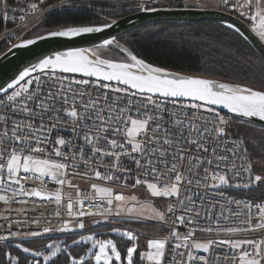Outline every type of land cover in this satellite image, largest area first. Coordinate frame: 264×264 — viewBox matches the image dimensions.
I'll return each mask as SVG.
<instances>
[{
	"label": "snow or ice",
	"instance_id": "snow-or-ice-1",
	"mask_svg": "<svg viewBox=\"0 0 264 264\" xmlns=\"http://www.w3.org/2000/svg\"><path fill=\"white\" fill-rule=\"evenodd\" d=\"M139 7L145 12L157 10L144 4ZM233 7L252 22V31L264 42V0H255V4L253 0H243V3L238 0ZM30 8L36 10L37 5L33 3ZM245 8L247 13L242 11ZM115 23L68 26L39 39L99 33ZM34 43L36 40L28 39L14 47ZM113 45L126 53V60L101 58L96 48H70L40 59L20 71L6 88L0 87L5 93L8 89L13 90L7 95L6 102L0 99L4 109L0 114V192H12L11 196L0 194V201L5 205L27 204V200L16 201L15 197L29 196L54 201L60 206L65 199L63 188L67 185L77 190L75 199L71 193L66 196L68 216L104 217L112 215L115 209L117 216L127 213L129 217H142L147 214L148 219L174 225L169 236L148 240L147 251L139 253L140 264L145 261L165 264L166 257H170L167 264H264V236L203 241L195 238L197 231L226 235L264 233V201L229 199L217 214L212 211L217 204L202 198L201 192L232 187L241 172L248 173L244 187L264 185V176L251 174L250 162L247 167L237 165L236 158L241 152L243 156L239 158L247 162L248 148L243 138H229L226 131L229 121L214 107L264 121V88L170 72L138 58L114 37L103 40L98 47ZM37 70L39 74L33 76ZM56 73L61 74L57 77L59 88L45 90L41 76H55ZM77 75L81 78H75ZM89 87L102 91L90 92ZM181 99L192 103L177 108ZM168 102L174 110H169ZM203 112L211 114L212 119H207ZM66 130L71 131L75 142L63 135L53 138L54 132ZM229 143L232 147H226ZM106 159L110 163L105 164ZM125 160L134 168L128 167ZM70 174L94 177L100 182L122 181L123 187L146 188L152 198L170 199L166 209L161 210L151 203H141L136 195L115 193L112 187L98 183L91 185V194L81 193L79 187L67 179ZM45 178L60 187L49 191ZM33 180L39 181L40 186L26 190L25 184ZM130 180L134 183L129 184ZM235 186L241 185L236 183ZM97 196L105 204L103 208L92 203ZM86 200L96 211L84 210ZM233 204L235 208L231 207ZM177 210L180 215H176ZM55 215L59 217L60 211L57 210ZM202 220L207 222L205 226L201 225ZM33 223L39 225L40 221ZM176 225L189 226L190 230L181 233ZM78 227L83 229L85 225L80 222ZM69 230L74 229H69L65 223L59 229L46 226L43 233ZM113 231L134 242L127 247L123 258L112 239H98L92 235L73 241L74 244L91 242L88 254L78 257L72 256L67 246L62 249L57 243L45 246L49 254L21 244L16 247L33 258L43 257L44 264H57L61 253L67 254V264H113L114 261L116 264H136L138 244L135 241L138 237L132 231L119 228ZM40 235L37 231L16 232L2 236L0 240ZM218 249L227 251L218 255ZM5 255L9 264H21L11 253ZM24 264H39V261L25 258Z\"/></svg>",
	"mask_w": 264,
	"mask_h": 264
},
{
	"label": "trees",
	"instance_id": "trees-1",
	"mask_svg": "<svg viewBox=\"0 0 264 264\" xmlns=\"http://www.w3.org/2000/svg\"><path fill=\"white\" fill-rule=\"evenodd\" d=\"M57 1L59 0H49L48 2L50 5ZM98 1H101V3H94V0H88L86 2L75 1L71 3L73 4L72 6L52 10V12L41 18L38 23V28L37 26L34 27L37 30L35 35H32L33 29H31L27 32L26 36H23L14 44L68 26L104 25L105 23H111L112 21L138 11L134 9L129 11L128 7L124 5L125 0ZM160 1L164 3L168 0ZM174 1L180 2L182 0ZM8 2L10 5L12 4L11 0H8ZM94 7H100L102 10L99 11L101 12H97ZM197 9L204 8L197 7ZM226 12L232 15L231 12ZM198 25L218 28L222 33L229 35L227 37L233 40V45L219 41H217L215 45H213L212 42H206L205 44L207 45H192V47H188L193 48L191 50L179 47L176 45V42L172 40L176 39L178 44H182L183 36V42L188 41V37L199 38L200 35L203 34L200 32V29H197V31H199L197 34L178 32L186 27ZM2 28V22H0V30ZM39 28L43 31L42 33H40ZM118 42L124 45L129 51L133 52V54L137 55L138 58L144 59L147 63L164 68L170 72L204 77L219 82L247 84L253 88H264V63L261 59L237 35L215 24L155 23L121 36ZM7 49H2L0 55ZM248 54L251 55L249 56ZM244 57L249 59L248 62L252 63L253 67L249 65L247 60H244ZM254 64L258 66V69ZM250 129L264 131L255 126L239 123L234 119L232 128L229 131L238 136L239 139L243 138L245 146L248 148L247 154L253 168V173L254 175H258L259 173L258 171L256 173L254 164L257 162L264 163V142L261 141L260 136H256L249 132ZM263 173L262 171L261 174ZM235 195L245 200H264V185L253 186L244 190V193H236ZM148 227L150 226H146V228ZM75 238L76 237L63 238V240H65L64 244H68V241ZM36 242H38V244H36ZM36 242L32 244L39 245V250L43 249V241ZM117 243L129 244V242H125L123 239L119 240ZM82 248L83 247H74V251L78 252ZM6 249L7 247H4L0 252V264H5L4 252ZM58 255L57 264H67V262H65L68 258L67 254L61 253ZM138 263L136 261V264Z\"/></svg>",
	"mask_w": 264,
	"mask_h": 264
},
{
	"label": "built area",
	"instance_id": "built-area-1",
	"mask_svg": "<svg viewBox=\"0 0 264 264\" xmlns=\"http://www.w3.org/2000/svg\"><path fill=\"white\" fill-rule=\"evenodd\" d=\"M184 1L185 0L177 2L174 0H168L167 2L161 3L160 0H156L154 7L185 6L184 5L185 3L197 2L199 0H190V1H186V2H184ZM68 3H71V1H68ZM142 4H144V3H142ZM222 5L225 7L229 6L230 0H228L227 3H225L224 0H222ZM38 10H39V12L43 11L44 14L47 11V10H41L40 8H38ZM19 13H23V10H19ZM59 76H60V74H55V76H53L51 74H49L47 76L42 75L41 80L45 81V90L51 89L52 91H56L60 86L58 79H57V77H59ZM64 83L67 84L68 82L64 81ZM73 87H77V86L73 85ZM88 90L90 92H97V93L102 91L101 89L94 88V87H89ZM11 92L1 96L0 99L4 100L6 102L7 101V95L11 94ZM160 100L162 103L164 102L163 99H160ZM183 104H188V103L178 102L176 107L179 108L180 105H183ZM167 107L169 108V110H174L171 102L167 103ZM3 111H4V109H3L2 105H0V114H2ZM133 112H134V110H133ZM219 113L221 116H224L225 119L229 121L228 127L226 129V131L228 132L229 138L231 140L239 139L238 136L232 134L229 131L232 128L233 119L229 115H227L226 113H223L220 111H219ZM203 115L209 120L212 119V115L209 113L203 112ZM52 135H53V138L58 136V135H63V136H65V138L72 139L75 142V137L72 135L70 130L61 131V132H54ZM221 143L223 144V140L221 141ZM226 147H232V145L229 143L226 145ZM240 156H243L242 152L239 153L238 157L236 158L237 165L238 166L243 165L244 167H247L248 162H250L248 154H247V162H245V160H243V159H240L239 158ZM230 158H231V156H230ZM77 162L79 163V161H77ZM104 163L108 164V163H110V161L106 159L104 161ZM124 163L128 167L134 168V165L130 164L127 160H125ZM80 170L83 171V166H81ZM101 171H103V169H101ZM251 174L254 176L253 168H252ZM21 175L23 176L24 174L22 173ZM247 177H248V173L241 172V176L237 177L235 179L232 187H228V188H224V189H220V190L208 189L206 193H204L203 190H201L202 198H206L209 203L217 204V206L214 209H212V211H214L218 214L221 211V205H223L227 200H229V199L245 200L241 197L236 196L235 194L236 193H244V190L251 188V187H244L243 186ZM67 179L71 180L72 184L77 185L79 187V190L81 191V193H88V194L92 193L93 190L91 188L82 187L81 183L85 182V181L94 180L95 179L94 177H92V178H81L80 176H73L70 174ZM45 183H46L47 189L49 191H55L57 188L60 187L59 185H57L53 181H51L50 178H45ZM106 183L116 184V185L121 186L123 182L122 181H119V182L114 181V182H106ZM131 183H134V180H130L129 184H131ZM236 183L240 184L241 186L236 187L235 186ZM39 186H40V182L33 180V181H29L28 183L25 184V189L30 190L33 187H39ZM13 187H16V186H13ZM128 188H131V187H126V189H128ZM131 189H133V188H131ZM76 191H77L76 189L69 188V187H67V185H65V187L63 188V192L65 194V199L62 201L60 206H57L54 201H52V202L41 201L37 197H29V196H16L15 197L16 201L27 200L28 201L27 204L12 203L11 205H5L3 203V201H0V237L8 236L10 233H16V232L30 233L32 231H37V232L41 233V235L37 236V237L28 236L25 239L12 238V239H8V240H0V252L2 251V249L4 247L13 245L15 243H26V242H32V241H38V240L55 239V238H58V239L62 238L63 239V238H70V237H75V236H82L86 232H92L93 230H96L98 227H100L104 224L112 223L114 221H122V220H124L125 222L134 221V222H138L141 224L149 223L150 225L161 226L165 230V237L169 236L170 231L174 227V225L171 222L164 223L161 221L150 220V219L145 218V217H137V216L129 217L127 213H122L121 215L117 216V215H115V209H113L112 215H108V216H104V217L99 216V215L83 216V217L68 216L67 212H66V203H67L66 196H67V194L71 193L73 198L75 199ZM221 192L223 193V195H221ZM0 194H7V195L11 196L12 192H11V190H9L7 193L0 192ZM169 199L170 198H164L165 204H166L165 209L167 207ZM260 201H264V200H260ZM253 202H258V201H253ZM92 203L100 204L101 208H103L105 206V204L103 202H101V200L98 196L94 199V201H92ZM199 203H200V201L198 200L197 205H199ZM231 207L235 208V205L233 204V205H231ZM76 209L77 210L79 209L78 204L76 205ZM57 210H59L61 213V215L59 217H57L55 215ZM84 210L85 211H96V209L90 207V203L87 200L84 202ZM180 214H181L180 211L177 210L176 215H180ZM203 215H204V213L201 212L202 217H203ZM172 219H175V216H172ZM34 220H39L40 221L39 225H37L36 223H33ZM109 221H112V222H109ZM17 222H21V223H17ZM49 222H51V223L49 224ZM80 222H83L85 225V227L83 229H80L78 227V224ZM65 223H68L69 229H74V230H69V231H64V232L53 231L50 233H43V228L46 226H51L54 229H59V228L63 227V225ZM206 223L207 222L204 220L201 221L202 226H205ZM9 225H11V227H9ZM175 227H177V230L181 233H185V232L190 230L189 226L176 225ZM262 236H264V233H261V232H255V233L240 232V233L227 234L226 235L224 233L216 234V233H207V232L197 231L195 234V238L198 240H201V241L207 240V239H217L218 240V239H222V238H227V239H259ZM222 251H227V250L226 249H222V250L218 249L217 254L219 255L220 252H222ZM201 254H203V253H201ZM204 255H207V254H204ZM168 259H170V257H166L165 264H167ZM149 264H151V263H149Z\"/></svg>",
	"mask_w": 264,
	"mask_h": 264
},
{
	"label": "rangeland",
	"instance_id": "rangeland-1",
	"mask_svg": "<svg viewBox=\"0 0 264 264\" xmlns=\"http://www.w3.org/2000/svg\"><path fill=\"white\" fill-rule=\"evenodd\" d=\"M12 4L10 5L8 0H0V22H2V29L0 30V52L2 49H7L10 46H12L15 42L20 40L23 36L27 35V32L29 30L33 29L32 35H35L36 29L34 28L37 26L39 27L38 23L41 20L42 17H44L46 14L52 12L54 9H59V8H64V7H69L72 6L73 4L68 3V1L75 2V1H81V2H86L88 0H59L57 2L51 3L49 5V0H11ZM102 1H110V0H102ZM156 0H125V6L128 7V10L131 11L132 9L134 10H139L140 7L139 5L144 3L146 7H154ZM190 1V0H185ZM122 2V1H119ZM11 3V2H10ZM35 3L37 5L36 10H32L30 8V5ZM94 3H101V1H96L94 0ZM208 3H211V1L207 0H202L200 2H188L185 3L184 7H192V8H197V7H203L204 9L207 8ZM255 4V1L253 2ZM38 8H42L47 10L46 13L44 14L43 11L38 10ZM96 8L97 12H101L99 10L100 7H94ZM226 9V8H224ZM19 10H23V13H19ZM227 10V9H226ZM40 14V15H39ZM23 15L24 19L21 20L20 16ZM39 15V16H38ZM249 22V24L252 27V22L250 20H246ZM197 29H200V32L203 34L200 35L198 38H192L188 37V41H184V36L182 37L183 41L182 44H178L177 40L172 39L174 42H176V45L182 48H187V49H193V48H188L193 46H201V45H207L205 44L206 42H212L213 45L217 44V41L219 42H225L229 45H233V40L230 37H227L229 35H226L225 33H222L218 28L213 27V26H192V27H186L185 29H182L180 32H184L185 34L188 33H198ZM40 33L43 31L41 28H39ZM177 33V31H176ZM216 39V40H215ZM184 45V46H181ZM98 54L100 55L101 58H108V59H115V60H126V57L122 55L121 53L111 50V49H98L97 50ZM231 54V53H230ZM232 55V54H231ZM249 56L251 54H248ZM244 60H248L247 57H244ZM249 63V62H248ZM250 66L253 67L252 63H249ZM258 65V63H257ZM254 64V66L258 69V66ZM252 134L256 136H260L261 141L264 142V131H258L255 129H250ZM259 132V133H258ZM255 165L256 168V173L258 171V175L264 176V163L262 162H257ZM254 168V169H255ZM257 175V174H256ZM93 183H98L103 187H112L114 189L115 193H123L125 195H136L141 203H151L153 206L160 208L161 210L165 209V200L164 198H152L148 194L146 188L144 187H138L135 189L128 188L116 185V184H109L106 182H100L96 179L91 180V181H85L81 183L82 187L86 188H91V185ZM129 207H132L131 204H129ZM137 209H139V205L136 206ZM147 218V214L145 216H142ZM152 220V219H151ZM154 220V219H153ZM157 221V220H156ZM146 224V223H144ZM134 222V221H128V222H112L110 223L109 228H105L108 224H104L100 227H98L96 230H93L92 232H86L84 236H95L98 239H112L116 244L118 249L121 251L122 258L126 255V249L127 247H131L132 244L134 243L133 241L128 240L126 237H122L115 233L113 229L119 228L121 231H132L137 237V241L135 243L138 244L137 248V254L135 257V261H137L138 264H140V257L139 253L147 251V242L149 239L153 238H164L165 237V230L161 226L157 225H150L147 223L146 225ZM146 226H150L146 228ZM101 228V229H100ZM81 237V236H80ZM79 238H75L71 241H68V244H64L65 240L63 239H46V240H38V241H43L42 244L43 246V251H45L46 254H49V250L46 249V245L49 243H57L61 246L63 249L65 246L68 247L69 252L71 253L72 256H84L88 254V249L91 248V242L88 243H80V244H74L73 241L80 240ZM125 242H129V244H118L117 242L119 240H122ZM33 242H26V243H15L13 245L7 246V249L5 250L4 254L6 253H11L12 256L18 257L21 261V264H24L25 258L29 260H35L39 261V264H44L43 257H36L33 258L31 257L30 253H23L21 249L17 248V244H21L24 247H30L33 250H39V245L32 244ZM38 244V242H36ZM124 246V247H123ZM74 247H83L80 251L75 252ZM68 257V256H67ZM55 259V258H54ZM68 261V258L65 260V262ZM147 261H145L146 263ZM151 263V262H149ZM5 264H9V261L5 255ZM113 264H116L114 261Z\"/></svg>",
	"mask_w": 264,
	"mask_h": 264
},
{
	"label": "water",
	"instance_id": "water-1",
	"mask_svg": "<svg viewBox=\"0 0 264 264\" xmlns=\"http://www.w3.org/2000/svg\"><path fill=\"white\" fill-rule=\"evenodd\" d=\"M156 9L157 10L154 12H145L140 9L135 13L115 20L116 23L111 28H106L99 33L84 34L75 38L39 39V37H47L48 33H46L32 38L36 40V43L32 45L14 47L15 45L23 44L26 40L16 43L0 55V87L6 88L7 84L10 83L13 78L17 77L20 71L37 63L40 59L54 55L56 52L66 51L70 48H96V50L111 49L126 57V53L121 52L115 45L106 48H99L98 46L102 44L105 39L114 37L116 41H118V39L125 34L155 23L215 24L237 35L264 63V43L255 35L250 26L239 18L222 11L210 9H193L175 6L157 7ZM229 25H231V27H229ZM119 44L123 48H126L121 43ZM92 58L94 59L95 57ZM37 74H39V70L32 75L35 76ZM75 78L79 79L81 77L77 75ZM11 91L13 90L8 89L7 93ZM7 93L0 91V97ZM179 102L192 103V101L187 99H181ZM214 107H216L217 111L226 113L238 122L264 130V121H259L257 118L249 119L240 117L227 112L226 109L219 106Z\"/></svg>",
	"mask_w": 264,
	"mask_h": 264
},
{
	"label": "crops",
	"instance_id": "crops-1",
	"mask_svg": "<svg viewBox=\"0 0 264 264\" xmlns=\"http://www.w3.org/2000/svg\"><path fill=\"white\" fill-rule=\"evenodd\" d=\"M207 1H211V3H208L207 8L205 9H212V10H220L221 9V0H207ZM255 0H253L254 2ZM231 11L232 13L238 17L239 19L246 21L249 20L246 18V16H242L240 15V11L236 10L233 5H236L238 3V0H231ZM239 3H243V0H239ZM203 8V7H202ZM242 11H244L245 13L248 12V9H242ZM264 43V42H263Z\"/></svg>",
	"mask_w": 264,
	"mask_h": 264
},
{
	"label": "bare ground",
	"instance_id": "bare-ground-1",
	"mask_svg": "<svg viewBox=\"0 0 264 264\" xmlns=\"http://www.w3.org/2000/svg\"><path fill=\"white\" fill-rule=\"evenodd\" d=\"M71 192V191H70ZM151 220V219H150ZM109 222H112V221H109ZM108 222V223H109ZM114 222H124L125 223V221L124 220H122V221H114ZM107 228H109L110 227V223L106 226ZM145 264H149V262H146Z\"/></svg>",
	"mask_w": 264,
	"mask_h": 264
}]
</instances>
